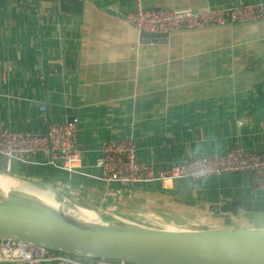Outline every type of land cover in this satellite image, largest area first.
I'll return each instance as SVG.
<instances>
[{
    "label": "crops",
    "instance_id": "0c3cea01",
    "mask_svg": "<svg viewBox=\"0 0 264 264\" xmlns=\"http://www.w3.org/2000/svg\"><path fill=\"white\" fill-rule=\"evenodd\" d=\"M134 1L71 0L56 10L51 0H0V128L44 134L74 117L81 157L79 174L20 164L7 173L50 185L74 206L113 220L139 224L126 214L143 205L198 227H246L264 200L247 173L133 186L96 178L101 141L126 136L137 159L153 161L157 171L236 146L264 152V19L145 43L123 19ZM140 1L204 10L241 0ZM115 205L127 213H111Z\"/></svg>",
    "mask_w": 264,
    "mask_h": 264
},
{
    "label": "built area",
    "instance_id": "2783aa9c",
    "mask_svg": "<svg viewBox=\"0 0 264 264\" xmlns=\"http://www.w3.org/2000/svg\"><path fill=\"white\" fill-rule=\"evenodd\" d=\"M123 19L138 31L158 34L177 30H192L226 23H246L264 19V0L238 1L236 4L207 8L164 9L144 7L135 0L132 8L125 10ZM38 28L41 23L37 20ZM50 24V22L48 23ZM47 24V25H48ZM58 26L59 22H55ZM37 80L45 87L42 75ZM77 120L53 122L44 134L33 130L17 131L0 128V154L5 157V173L15 163L44 166L79 174L81 157L76 150L78 141ZM136 143L132 136L102 140L97 148L94 166L102 184L141 185L181 179L195 181L207 176L241 172L250 174L251 186L264 193V152L236 146L228 151H214L168 168L155 169L153 161H139ZM85 174V173H84ZM74 255L46 247L42 244L13 238H0V264H124L123 260Z\"/></svg>",
    "mask_w": 264,
    "mask_h": 264
},
{
    "label": "water",
    "instance_id": "95a60500",
    "mask_svg": "<svg viewBox=\"0 0 264 264\" xmlns=\"http://www.w3.org/2000/svg\"><path fill=\"white\" fill-rule=\"evenodd\" d=\"M51 1L61 10V4L71 0ZM226 26L231 24L158 34L138 31V39L165 43L174 33ZM60 192L50 185L0 172V238L135 264H264L262 227L189 225L171 229L128 222L98 223Z\"/></svg>",
    "mask_w": 264,
    "mask_h": 264
},
{
    "label": "rangeland",
    "instance_id": "374dc122",
    "mask_svg": "<svg viewBox=\"0 0 264 264\" xmlns=\"http://www.w3.org/2000/svg\"><path fill=\"white\" fill-rule=\"evenodd\" d=\"M37 78H38V76H37ZM40 180H42V179H40ZM44 182H46V181H44ZM108 186H110V185H108ZM125 192L130 197V194L127 191H125ZM111 193H113V192H111ZM141 201L142 202H140V203H145L144 200H141ZM114 207L117 210L111 209V213L119 214L118 212H120V211L127 213L126 211L118 208L116 205ZM258 207H259V209L255 208L254 210L251 211V220L246 223V225H247L246 227H262V228H264V200L260 199ZM132 208L134 209V211H138L137 212L138 214H134L133 212H131V213H127L126 215L128 218H133L135 220H137V218H138L139 224L150 225V226L160 227V228H171V229H173V228H184V227H187L189 225H197V224L192 223V222H188V223L182 222L181 218H180V213L168 212L169 215L172 216V217H168V216L164 215V213H158L155 211L147 210V208L143 205H140V206L138 205V206H135ZM186 216L190 219L193 218L192 215H186ZM158 217L160 219H158ZM130 220H132V219H130ZM113 260L115 263H117V261H116L117 259H113Z\"/></svg>",
    "mask_w": 264,
    "mask_h": 264
},
{
    "label": "bare ground",
    "instance_id": "6f19581e",
    "mask_svg": "<svg viewBox=\"0 0 264 264\" xmlns=\"http://www.w3.org/2000/svg\"><path fill=\"white\" fill-rule=\"evenodd\" d=\"M84 212L89 216V218L94 221V222H98V223H120L123 221H119V220H113L110 219L109 217H103L101 216L98 212L94 211V210H90V209H85Z\"/></svg>",
    "mask_w": 264,
    "mask_h": 264
},
{
    "label": "trees",
    "instance_id": "16d2710c",
    "mask_svg": "<svg viewBox=\"0 0 264 264\" xmlns=\"http://www.w3.org/2000/svg\"><path fill=\"white\" fill-rule=\"evenodd\" d=\"M15 164H20L23 167H29L30 165L28 164H23V163H15ZM22 166H20L21 170H25ZM20 170H13V172H15V174H18ZM0 172H5V157L3 155L0 154ZM26 172V170L24 171ZM24 174V173H23ZM27 174V175H26ZM26 174H24V176H29V177H33L32 174L30 173V170L26 172ZM124 264H135L132 262H124Z\"/></svg>",
    "mask_w": 264,
    "mask_h": 264
}]
</instances>
